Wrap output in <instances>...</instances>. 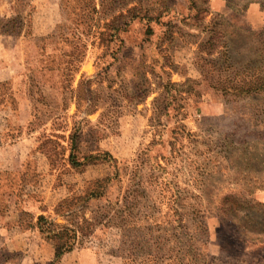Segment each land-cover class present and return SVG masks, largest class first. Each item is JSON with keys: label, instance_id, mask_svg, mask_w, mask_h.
Masks as SVG:
<instances>
[{"label": "rangeland", "instance_id": "1", "mask_svg": "<svg viewBox=\"0 0 264 264\" xmlns=\"http://www.w3.org/2000/svg\"><path fill=\"white\" fill-rule=\"evenodd\" d=\"M222 1L0 0V230L44 215L60 264H264V94L234 88L264 0Z\"/></svg>", "mask_w": 264, "mask_h": 264}, {"label": "crops", "instance_id": "2", "mask_svg": "<svg viewBox=\"0 0 264 264\" xmlns=\"http://www.w3.org/2000/svg\"><path fill=\"white\" fill-rule=\"evenodd\" d=\"M211 2L213 3V7L214 4L216 5L215 10L224 13L227 12L225 3L222 0H211ZM27 156L28 155H26V157ZM17 209L19 208L16 207V210ZM19 210L22 211L23 209ZM19 210H17V212L21 214V211ZM25 210L33 211L35 208ZM13 218L14 219H11V221L7 223L9 226H6V229L2 228V230H0V236L8 242V248L10 251H19L22 253V257L19 259L20 261L6 260L4 264H35L36 262H46L50 260L51 256H53L52 246L43 241L42 236L36 230L34 223H32L29 228H24L21 222L18 221L19 217ZM1 222H4L5 224V219L2 215H0V225H3ZM71 254L72 253H67L64 255L65 257H63L66 259Z\"/></svg>", "mask_w": 264, "mask_h": 264}, {"label": "trees", "instance_id": "3", "mask_svg": "<svg viewBox=\"0 0 264 264\" xmlns=\"http://www.w3.org/2000/svg\"><path fill=\"white\" fill-rule=\"evenodd\" d=\"M261 35L264 32H259ZM230 65H232L230 63ZM229 65V66H230ZM246 70L249 68L248 66L245 67ZM256 69H258L257 73L252 74L250 77L244 78L241 82L243 84L241 85H235L234 87L238 91L246 92L248 95H256V94H264V62H261L255 66ZM233 82V80H231ZM264 107V104H262ZM75 136L74 134L71 135L69 138V146H70V155H69V162L72 166H81L86 164V159L89 158L91 155L84 154L83 158L84 160H79L74 153V150L77 149V145L75 142ZM87 165V164H86ZM231 200H234L237 202L236 205H249L251 203L250 200H242L238 196H230ZM48 223L47 218L44 215H39L37 222L35 223V228L40 230L41 232L48 233L47 239L50 240H56L55 242V250H54V257L53 259L46 261V262H36L35 264H57L61 261L63 256L73 250V245L66 241L67 239L63 237L60 233H55L54 235H51L52 232H55L50 227H44L42 224ZM50 224H54L53 222ZM56 226V225H55Z\"/></svg>", "mask_w": 264, "mask_h": 264}]
</instances>
